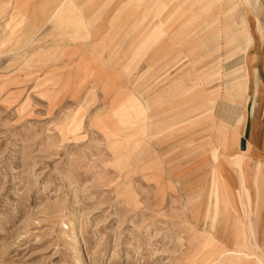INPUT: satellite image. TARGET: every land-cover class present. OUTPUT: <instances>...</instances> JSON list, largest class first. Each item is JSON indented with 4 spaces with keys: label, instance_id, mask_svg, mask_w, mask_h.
Returning a JSON list of instances; mask_svg holds the SVG:
<instances>
[{
    "label": "rangeland",
    "instance_id": "374dc122",
    "mask_svg": "<svg viewBox=\"0 0 264 264\" xmlns=\"http://www.w3.org/2000/svg\"><path fill=\"white\" fill-rule=\"evenodd\" d=\"M257 28L264 0H0V264H264L181 172L238 136Z\"/></svg>",
    "mask_w": 264,
    "mask_h": 264
},
{
    "label": "crops",
    "instance_id": "0c3cea01",
    "mask_svg": "<svg viewBox=\"0 0 264 264\" xmlns=\"http://www.w3.org/2000/svg\"><path fill=\"white\" fill-rule=\"evenodd\" d=\"M253 36L257 50L261 48L264 31L260 34L257 28ZM247 67V89L242 85H229L232 94L223 104L224 108L235 111L236 116L231 114L230 120L236 123L238 136L220 144L217 161L209 162L210 155L199 153L195 163L182 161L184 170L181 172L193 165L197 169L196 177H220L222 200H228L222 205L229 213L228 219L221 218V221H230V246L235 245L238 236L244 237L241 231L245 229L246 245H250L251 240V245L260 247L264 255V63H247ZM240 97L242 105L234 106ZM213 167L214 174L211 173Z\"/></svg>",
    "mask_w": 264,
    "mask_h": 264
},
{
    "label": "water",
    "instance_id": "95a60500",
    "mask_svg": "<svg viewBox=\"0 0 264 264\" xmlns=\"http://www.w3.org/2000/svg\"><path fill=\"white\" fill-rule=\"evenodd\" d=\"M242 148L243 149L245 148V141L244 140L242 141Z\"/></svg>",
    "mask_w": 264,
    "mask_h": 264
}]
</instances>
